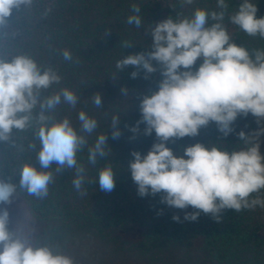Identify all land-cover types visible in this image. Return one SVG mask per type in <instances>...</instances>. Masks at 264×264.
<instances>
[{
    "label": "clouds",
    "instance_id": "1",
    "mask_svg": "<svg viewBox=\"0 0 264 264\" xmlns=\"http://www.w3.org/2000/svg\"><path fill=\"white\" fill-rule=\"evenodd\" d=\"M180 3L192 5L195 0ZM32 4L33 0H0V28L9 25L13 9L20 11L22 6L27 9ZM216 5L218 10L197 7L190 16H169L151 25V51L123 57L116 62V68L143 69L145 79L159 70L162 77L158 89L140 100V119L129 127L135 135L143 123L145 135L155 133V142L146 154L131 152L128 170L137 185V194L142 198L161 194V203L169 207H191L193 211L185 212V220L196 221L202 212L219 223L226 209L239 213L257 206L264 208V198L260 196L264 191L260 140L264 136V49L249 50L237 44L224 24L228 3L216 0ZM131 11L127 24L140 28V7L133 4ZM257 12V3L242 0L228 20L246 35L264 39V16L257 17ZM123 47L133 45L125 41ZM60 55L66 62L73 61L69 49ZM130 75L135 79L139 72ZM61 81L62 76L53 66L41 64L31 55H0V142L12 141L14 132L32 129L39 148L35 143L29 147L36 150L40 164L37 168L23 163L18 184L10 177L0 178V264H75L59 249L34 243L32 229L19 222L10 227L8 208L18 190L37 199L45 198L55 175L69 169L75 172L72 184L79 192L86 170L77 154L86 147L90 165L96 166L100 157L111 156L107 134L98 135L95 143L88 146V137L98 128L96 118L80 111L79 129L68 117L58 118L59 105L74 108L79 100L67 87L54 90ZM121 92L128 96L126 87ZM91 100L101 108L100 93L92 95ZM249 114L258 128L236 133L241 146L231 151L218 143L198 142L180 152L167 146L170 140L197 136L202 127L213 122L227 137L235 131L237 118ZM119 124L120 117L113 116V139L121 134ZM116 175L111 163L103 166L97 180L100 189L111 192ZM172 219L180 221L178 215Z\"/></svg>",
    "mask_w": 264,
    "mask_h": 264
},
{
    "label": "trees",
    "instance_id": "2",
    "mask_svg": "<svg viewBox=\"0 0 264 264\" xmlns=\"http://www.w3.org/2000/svg\"><path fill=\"white\" fill-rule=\"evenodd\" d=\"M226 2L229 7L224 24L232 39L249 50L264 49V39L246 35L228 20L242 0ZM133 4L141 9L140 28L126 22L133 14ZM197 7L218 10L216 0H195L192 5H182L180 0H33L27 9H13L9 25L0 28V55L28 54L41 64L53 66L62 76L61 85L54 90L67 87L79 97L74 108L59 105L58 118L68 117L77 129L80 111L96 118L98 128L88 137V146L95 143L98 135H108L111 156L100 157L96 166L87 161V147L77 154L86 170L79 192L73 187L75 172L71 169L55 175V182L49 185L43 199L18 190L17 196L50 241L81 231L111 242L117 252L134 253L145 264H189L193 258L194 264H264L262 207L239 213L226 209L219 223L202 212L196 221L185 220V212L193 211L191 207H169L161 203V194L140 197L128 170L133 159L131 152L146 154L155 142L154 132L150 136L144 134L145 124L139 125L135 135L129 127L140 119V100L158 89L162 77L158 70L145 79L144 70L133 66L118 71L116 62L130 54L151 51V25L169 16H190ZM261 16L264 10L258 8L257 17ZM125 41L133 47L125 49ZM64 49L71 51L72 62L63 60L60 52ZM153 64L158 68L155 61ZM133 71L139 72L135 79L130 75ZM122 87L128 89L127 97L122 94ZM95 93L102 95L101 108L92 103ZM113 116L120 117L121 134L116 139L112 138L110 127ZM233 128L235 131L224 137L213 122L202 127L197 136L170 140L167 146L180 152L198 142L218 143L231 151L241 146L236 133L252 132L258 125L249 114L238 117ZM260 140L264 152V136ZM33 143L38 149L39 141L32 129L14 132L12 141L0 142V178L10 177L18 184L23 163L40 167L36 150L29 147ZM109 163L117 173L116 183L111 192L105 193L97 180L99 170ZM260 196L264 198V191ZM174 215L180 217L179 222L172 219ZM122 231H136L137 241L122 239Z\"/></svg>",
    "mask_w": 264,
    "mask_h": 264
},
{
    "label": "rangeland",
    "instance_id": "3",
    "mask_svg": "<svg viewBox=\"0 0 264 264\" xmlns=\"http://www.w3.org/2000/svg\"><path fill=\"white\" fill-rule=\"evenodd\" d=\"M257 7L264 10V0H253ZM10 211L11 224L15 227L19 222L25 227L33 230V242L47 243L53 248L59 249L64 254L71 256L75 264H145L144 261L134 253H121L115 250L111 242L103 241L88 233L76 231L65 235L58 241H50L41 226L28 212L25 204L17 196L14 202L8 206ZM264 216V208H262ZM122 239L134 242L138 239L136 231H122ZM195 258L191 263H195Z\"/></svg>",
    "mask_w": 264,
    "mask_h": 264
}]
</instances>
